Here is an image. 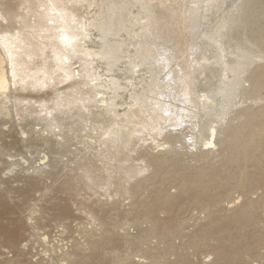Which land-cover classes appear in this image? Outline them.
Returning <instances> with one entry per match:
<instances>
[{"label": "bare ground", "instance_id": "1", "mask_svg": "<svg viewBox=\"0 0 264 264\" xmlns=\"http://www.w3.org/2000/svg\"><path fill=\"white\" fill-rule=\"evenodd\" d=\"M252 3L0 0V118L10 116L12 110L19 115L21 107V112L46 125L59 146L64 143V118L74 117L78 133L88 139L89 150L103 170L99 171L108 172L115 163L117 179L126 184L148 174L150 166L154 167L151 178L156 177L164 164L156 156L177 143L186 150L197 144L213 150L219 133L230 143L221 153L222 157L229 150L223 156L227 163L240 154L247 159L257 143L250 136L249 145L238 151V134L264 123V114L236 107L249 94L264 90V74L253 69L257 61L264 62V33H258L257 39L245 34ZM77 6L84 9L83 15H77ZM118 64L120 74L115 73ZM201 81L205 85L197 89ZM238 114L247 120L244 127L226 128ZM133 153L141 154V164H132L138 161L132 160ZM88 173L86 179L93 185L94 177ZM106 177L108 181L99 187L105 195L111 180ZM131 187L126 185L122 194L141 188ZM165 202L169 206V199ZM144 207L142 212L150 215L151 205L149 210ZM254 207L248 202L226 220L240 223ZM151 221L159 230L165 229L156 219Z\"/></svg>", "mask_w": 264, "mask_h": 264}, {"label": "rangeland", "instance_id": "2", "mask_svg": "<svg viewBox=\"0 0 264 264\" xmlns=\"http://www.w3.org/2000/svg\"><path fill=\"white\" fill-rule=\"evenodd\" d=\"M252 2L245 34L257 39L258 33H264V0ZM76 13L83 15L84 9L77 6ZM254 66L264 74L262 60ZM115 70L120 74L122 65ZM204 85L199 82L197 89ZM261 91L249 94L236 107L263 115ZM20 108L19 115L12 110L10 116L0 118V264H264V120L260 128L241 130L247 120L238 114L226 126L241 130L238 151L254 137L257 150L251 158L240 154V159L227 163L223 156L229 150L222 157L221 153L230 143L219 133L213 150L199 144L186 150L177 143L156 156L164 159L156 177L151 178L154 167L150 166L148 174L126 184L117 179L115 163L105 172L109 175L101 172L74 117L64 118V143L56 146L46 125ZM140 156L131 154L135 161ZM86 172L94 177L93 185ZM106 176L111 180L105 195L99 187ZM137 184L138 192L122 194L126 185L130 189ZM248 202L255 206L248 218L237 224L229 221L230 225V216ZM143 207L150 215L142 212ZM149 218L165 229L153 226Z\"/></svg>", "mask_w": 264, "mask_h": 264}, {"label": "snow or ice", "instance_id": "3", "mask_svg": "<svg viewBox=\"0 0 264 264\" xmlns=\"http://www.w3.org/2000/svg\"><path fill=\"white\" fill-rule=\"evenodd\" d=\"M66 39V38H65Z\"/></svg>", "mask_w": 264, "mask_h": 264}]
</instances>
